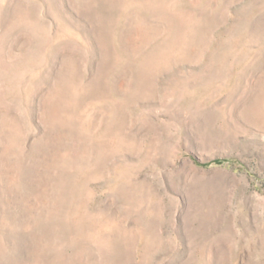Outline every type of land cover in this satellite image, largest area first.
I'll use <instances>...</instances> for the list:
<instances>
[{
  "label": "rangeland",
  "instance_id": "374dc122",
  "mask_svg": "<svg viewBox=\"0 0 264 264\" xmlns=\"http://www.w3.org/2000/svg\"><path fill=\"white\" fill-rule=\"evenodd\" d=\"M0 264H264V0H0Z\"/></svg>",
  "mask_w": 264,
  "mask_h": 264
}]
</instances>
